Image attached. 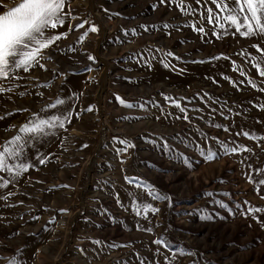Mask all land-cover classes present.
<instances>
[{
  "label": "rangeland",
  "instance_id": "rangeland-1",
  "mask_svg": "<svg viewBox=\"0 0 264 264\" xmlns=\"http://www.w3.org/2000/svg\"><path fill=\"white\" fill-rule=\"evenodd\" d=\"M20 2L0 0V12ZM227 2L232 6L234 0ZM184 5L191 14L160 0H67L65 12L70 8L71 15L53 31L68 32L56 42L63 54L53 61L66 76L53 77V63L47 72L20 70L25 79L14 82L20 87L0 93V117L14 113L0 120V145L32 118L33 110L58 97L73 112L64 129L38 146L45 163L30 150L34 168L16 179L0 172V181H11L0 188V197H7L0 199V256L15 253L26 264H165V257L169 264H264V212L243 214L249 205L264 208V184L259 183L264 179V91L258 90L264 89V77L255 68L264 52L252 47L258 43L264 49V34L240 35L224 19L227 13L219 20L226 32L215 19L209 23L207 7L218 12L211 0H184ZM84 21L83 28L75 27ZM93 23L98 32L88 31ZM193 24L204 32L193 30ZM141 25H149V31ZM133 28L135 35H125ZM145 50L146 63L137 60ZM45 81L52 86L34 87ZM0 86L8 88L9 81L0 80ZM166 96L177 98L187 112ZM121 99L145 108H128ZM21 107L28 111H17ZM159 137L167 139V149ZM119 140L135 146L120 151ZM220 142L247 150L225 154ZM150 191L170 196L171 202L152 199ZM144 204L159 211L145 213ZM40 223L60 235L49 238L31 262L18 248ZM157 239L171 247L157 245ZM179 247L196 255H179ZM0 264L9 261L0 258Z\"/></svg>",
  "mask_w": 264,
  "mask_h": 264
},
{
  "label": "snow or ice",
  "instance_id": "snow-or-ice-1",
  "mask_svg": "<svg viewBox=\"0 0 264 264\" xmlns=\"http://www.w3.org/2000/svg\"><path fill=\"white\" fill-rule=\"evenodd\" d=\"M67 0H21V2L6 10L4 14L0 15V80H8L9 87L4 88L0 86V93L10 92L13 87H20L19 84L14 83L15 81L23 80V77L20 74V70L23 73H29L32 69L39 68L44 71H49L47 65L53 63L54 58L57 53L63 54V49H60L56 44L57 41H60L62 38H66L68 32H58L54 33L52 30L57 29L58 27H63L65 20L68 16L71 15V9L69 8L65 12ZM171 2L174 3L181 12L184 14H191L192 9L190 6L184 5V0H160V3ZM212 4L218 9L217 13H213L211 7H207L208 21L212 23L215 19L216 26L227 31L224 24L219 23L220 15L222 13H227L224 16L231 25L234 26L235 31L239 32L240 35L244 37H249L257 34H264V0H234L232 6H229L227 0H211ZM197 4L201 3V0H196ZM207 3V0H205ZM2 6V5H0ZM6 7V6H5ZM117 15H119L117 13ZM76 17H72L75 19ZM88 21H84L80 24H77L75 27L77 29L83 28ZM165 28L170 27L169 24L163 25ZM145 32L149 31V25H141ZM155 28V25L151 26ZM193 30L203 33V28H196L192 25ZM71 30V28L69 29ZM88 31L98 32L99 28L97 25L90 24ZM131 31L132 34H136V29L125 30V35ZM87 32L83 33L79 38V43H83L84 38L87 36ZM217 35L218 33H213ZM258 52H264V49L260 45L254 44L252 46ZM49 50V51H45ZM70 50H73L70 48ZM149 50L142 51L137 55L138 61H144L145 63L150 58L146 52ZM153 52H159V49L150 50ZM168 56L175 57V54L172 52L167 53ZM249 55H251L249 53ZM178 58V57H176ZM87 59L95 63L96 58L87 54ZM255 59V57H254ZM261 63H264V58L261 59L259 63L255 64L258 75L264 77V68H261ZM85 70L90 71V68ZM59 73L60 76H66V72L63 71L58 61L53 63L51 69V74L55 77L56 73ZM31 79H38L35 75L30 77ZM249 83L252 87L257 88L258 86L251 80ZM42 88H49L52 86L51 83L45 81L44 83L34 85ZM264 91V89H258ZM19 95L23 97L25 92H20ZM37 95L42 96L43 93H37ZM165 99L170 103L174 104L176 107L180 108L181 112L186 113L187 110L183 108L180 104V101L171 96H166ZM121 104H124L128 108L139 107L141 109L145 108L144 104H133L131 102L126 103L121 99ZM67 103L65 98L58 97L54 103L45 104L39 112L33 110L32 118L25 122L19 127L18 132L9 138L3 145H0V172H6L13 179L20 177L25 171L30 167L34 168L35 165L31 162V159L28 157L29 151L35 153V159L38 160L40 164L45 163V157L39 153L38 146L43 143L45 139L50 136L56 135L57 129H64L66 123H69L73 115L72 109H64L63 106ZM54 110V111H52ZM88 111H92V107L89 106ZM17 111L23 112L28 111L23 107L18 108ZM40 113H46L45 115H40ZM14 115V113H6V116ZM5 117H0V120ZM185 120H188V116L185 114L183 117ZM219 127V126H217ZM11 130L6 128L5 131ZM228 129L225 128V131ZM245 136L250 134L245 132ZM118 139V138H114ZM218 139V138H216ZM159 141L163 142V147L168 148L167 139L165 137H159ZM155 143L156 141H151ZM119 143L124 145L120 151H127L129 147H134V144L129 143L127 140H119ZM221 143V150L225 154H233L238 151L247 150L243 146H227L225 142ZM183 154H181L182 156ZM211 158H215L213 155ZM187 162V158L183 157ZM251 168V165H249ZM259 171V170H257ZM129 183H132V179L126 177ZM251 179V177H249ZM223 181H221L222 183ZM11 181L3 180L0 181V188H6ZM260 184H264V179L259 181ZM143 187L152 188L154 185H142ZM11 195V193H9ZM149 195L154 200H165L171 202V197L156 192H149ZM209 196H214L216 193H207ZM0 199H7V197H0ZM18 203H23L22 201ZM220 207L226 208L229 213L235 214L231 208H229L223 201H216ZM248 204L247 201L244 202ZM135 204V202H134ZM151 210L152 213H156L159 209L153 207L150 204H144L143 210L145 213L148 210ZM134 210L137 215L141 214V209L138 204H136ZM237 210H240V205H237ZM264 212V208H256L251 205L248 206L247 210L243 212L245 216L250 213ZM203 218V217H202ZM259 223V218L255 217ZM148 232H151L152 229H145ZM94 243H99V241H93ZM157 245H163L166 248H170L171 245L163 239H157L154 241ZM179 255H189L195 256L196 253L192 249H185L179 247L175 250ZM159 252V249H157ZM22 255V254H21ZM203 254H201L202 256ZM0 258H7L9 264H26L21 258H18L15 253L8 254L7 256H0ZM140 264H144L143 261ZM165 264H169L168 257H165ZM196 264V262H194ZM210 264V262H208Z\"/></svg>",
  "mask_w": 264,
  "mask_h": 264
},
{
  "label": "crops",
  "instance_id": "crops-1",
  "mask_svg": "<svg viewBox=\"0 0 264 264\" xmlns=\"http://www.w3.org/2000/svg\"><path fill=\"white\" fill-rule=\"evenodd\" d=\"M10 10V9H9ZM4 14V12H0V15ZM56 30V29H55ZM55 30H52L55 31ZM31 224L27 225L25 230H28ZM37 229L34 228L33 231L34 234L32 238L26 239L22 245L19 246L18 250L22 249L24 253H26V256L33 262V255L38 254L40 251L43 250L44 247L47 246L49 241H51V238H59L58 236L60 235L57 229H52V231L44 228V226L40 223V226ZM23 230L20 232L22 233ZM19 232V233H20ZM23 234L28 235L26 232ZM50 238V239H49ZM17 244H20V241H16ZM57 244V243H56ZM83 248V245H82Z\"/></svg>",
  "mask_w": 264,
  "mask_h": 264
},
{
  "label": "bare ground",
  "instance_id": "bare-ground-1",
  "mask_svg": "<svg viewBox=\"0 0 264 264\" xmlns=\"http://www.w3.org/2000/svg\"><path fill=\"white\" fill-rule=\"evenodd\" d=\"M168 90L172 91L171 89H168Z\"/></svg>",
  "mask_w": 264,
  "mask_h": 264
}]
</instances>
